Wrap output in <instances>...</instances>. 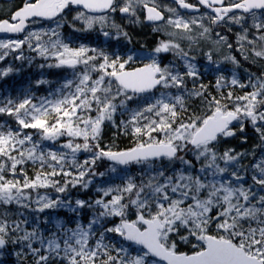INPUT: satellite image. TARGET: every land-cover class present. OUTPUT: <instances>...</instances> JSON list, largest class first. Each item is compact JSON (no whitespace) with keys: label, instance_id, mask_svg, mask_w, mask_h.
Segmentation results:
<instances>
[{"label":"snow or ice","instance_id":"snow-or-ice-1","mask_svg":"<svg viewBox=\"0 0 264 264\" xmlns=\"http://www.w3.org/2000/svg\"><path fill=\"white\" fill-rule=\"evenodd\" d=\"M197 2L212 13L207 16L211 24H239L240 42L247 40L255 44L259 40L261 50L253 51L255 56L264 57V0ZM176 3L181 8L199 11L197 5L185 0H176ZM73 6L77 13L73 20L82 21L89 30L97 23L103 27L108 20L107 15L90 14L117 10L138 19L137 10L141 9L148 21L165 20L155 0H123L122 5L117 0H24L7 19H0V33H25L23 39L0 40V50H3L0 61L10 51L27 45L40 57L56 61L41 64V68L84 66L74 92L58 99L45 97L33 103L26 96L21 100L0 101V113L14 117L19 125L16 131H0V205H16L41 213L46 209L65 208L77 217L85 208L92 213L87 225L76 223L75 227H69L56 221L54 230L45 235L41 225L48 223L47 220L38 217L29 220L24 212H20L19 218L9 219L8 211L0 212V254L13 245L20 249L15 253L17 258L23 262L31 257L32 264H264V144L258 146L261 155L251 165V184L246 179L249 169L239 163L245 154L234 149L218 150L223 140L236 135L234 122L241 132L245 122H250L264 142V77H256L254 82L250 78L248 84H243L233 74L231 85L251 86L252 91L242 96H234L229 91L217 98L210 93L206 95V85L195 83L200 77L193 62L195 57L172 40L161 41L149 54L150 62L139 67L130 66L138 58L132 53L126 57L118 54L110 57L103 50L85 45L72 47L58 30ZM167 11L176 14V18L169 17L166 23L183 33H190L193 26L202 29V36L211 30L204 26V16L186 20L175 8ZM258 11L261 17H257ZM249 14L251 27L260 33L251 40L247 35L249 29L244 27ZM41 20L53 21L56 27L31 31L30 25ZM112 27L116 32L104 31L105 37L118 39L122 35L131 40L119 25L113 23ZM216 35L217 44L233 47L227 42V36L219 32ZM161 53H172L183 70L176 63L161 66ZM206 56L215 63L211 52ZM16 59L31 61L33 58L20 52ZM225 60L234 65L239 63L235 56H227ZM12 71L9 67L0 71V76ZM92 72L98 73L95 79ZM188 80L193 81L191 89ZM224 82L225 77L221 75L216 88L220 89ZM72 85L69 81L65 87ZM155 89H176L177 94L161 92L146 106L130 110V119L121 124L126 129L131 126L136 137L134 146L120 151L102 148L100 138L105 122L115 125L118 109L127 108L129 101ZM191 96L206 102L204 114L183 115L188 111L186 98ZM23 129L39 130L41 140L52 142L69 137L61 146L69 151H45L31 134H22ZM81 152L91 155L79 160L77 154ZM190 155L192 159L188 158ZM251 155L256 157V153ZM105 158L113 162L112 172L117 170L115 165L137 164L145 166L148 175L139 182L128 177L123 186L99 188L100 195L94 200L72 201L39 194V189L51 188L61 194L67 193L70 187L87 189L91 180L85 177L104 176L96 173L94 166ZM29 161L39 165L31 177L23 168ZM109 218H118V222L108 226ZM109 233L130 242L129 246H140V250L133 255L110 240L105 243ZM180 243L190 244L191 250H180Z\"/></svg>","mask_w":264,"mask_h":264},{"label":"rangeland","instance_id":"rangeland-1","mask_svg":"<svg viewBox=\"0 0 264 264\" xmlns=\"http://www.w3.org/2000/svg\"><path fill=\"white\" fill-rule=\"evenodd\" d=\"M118 3L122 5L123 0H118ZM157 7L162 10L166 15V20L171 17L173 19L176 18V14L167 11L168 8H175L177 14L188 20L192 18H200L204 16L203 24L205 27H209L210 32L205 35H201L202 29L199 26H193V29L190 33H183L178 29H175L171 25L166 23L159 24L156 26L157 35L154 36L147 29L145 25V17L144 10H137V17H129L122 16L120 14L111 15L110 13L104 14L107 15L108 20L107 23L102 27L100 24H95L92 29H86L82 21H74L73 17L77 14L76 11L68 13L64 19L61 21L63 27L58 31L61 33V38L65 42H69L72 47H77L80 45H85L89 48H95L97 50H103L110 57L114 54H118L121 57H126L128 54L132 53L136 57H138L131 67H135L138 65H142L144 63L150 62L148 59L149 54L152 53V50L157 47L161 41L172 40L176 43H179L181 48L185 51H188L191 56L195 57L193 61L196 67L200 72V77L195 81L197 85L204 84L207 86V94H211L212 96H216L219 98L221 94L227 95L229 91L233 93L234 96H242L247 92L252 91L251 86L241 88L238 85H231L230 81L235 74L236 78L240 81V83L248 84L249 79L251 78L253 82L256 77H264V57L255 56L256 51L261 50L262 43L257 40L255 44H249L246 41L240 42L238 39V34L241 33V26L239 24H235L232 22L220 24H211L210 20L207 16L211 15L210 13L203 11L196 15L183 14L176 6L168 3L166 0H155ZM5 6H0V9L3 10ZM239 15V14H237ZM143 16V18H142ZM257 17H261V12L257 13ZM135 21V22H133ZM143 21V22H142ZM115 23L120 26V28L125 30L131 40L125 39L122 35L119 36L118 39L114 36L105 37L103 35L104 31H108L109 33H115L116 29L112 27V24ZM144 25V26H143ZM252 25V17L251 15L247 16V21L244 24V27L248 28L249 31L247 33L248 39H255L260 35L259 32L255 28L251 27ZM146 26V27H145ZM217 26V28H216ZM55 22H51L49 24H33L30 28L31 31H45L50 28H55ZM130 29L128 30V28ZM127 28V30H126ZM146 28V29H145ZM76 29H83L77 31ZM134 29V30H133ZM135 29L138 31H135ZM231 29V31H229ZM123 30V31H124ZM124 31V32H125ZM131 31V32H129ZM143 31V32H142ZM148 31V32H147ZM145 32V34H144ZM219 32L221 35L228 37V43H231L233 47L230 49L227 47L225 43L217 44L216 41L219 37L216 33ZM137 38H135V36ZM143 36V37H142ZM25 35L20 37H13L9 39H23ZM191 37V39H189ZM85 38V39H84ZM52 39H56V37H52ZM8 40V39H2ZM146 40V41H145ZM44 41H48V37H44ZM122 42V43H121ZM138 42V43H137ZM119 43V44H118ZM133 45H132V44ZM241 43L243 44V49H241ZM35 45V41H33ZM127 44V46H126ZM24 47V54L27 57L33 58L34 62H40L41 64H55L56 61L53 58L44 59L40 57L37 52H34L28 49L27 45ZM122 46V47H121ZM111 50V51H110ZM3 51V50H0ZM17 51V50H16ZM116 51V52H115ZM15 51H10V53ZM212 53V59L215 61H209L207 59L206 53ZM32 55H31V54ZM30 54V55H29ZM93 53H89L92 55ZM123 54V55H122ZM36 55V56H35ZM166 56V57H165ZM168 56V57H167ZM227 56H235L239 61L238 64L234 65L231 61L225 60ZM247 56V59H245ZM159 60L161 66L166 64L176 63L183 70L182 65L179 64V61L174 57L172 53H161L159 54ZM97 61L96 63H99ZM251 65V66H250ZM56 69L57 72H60V77L54 83L53 88L51 89V94L47 96L48 99L55 100L60 98L62 95H67L75 90V83L78 81L79 73L84 69L83 65L77 66L76 69L68 68V67H49ZM252 68V69H251ZM93 79L98 76V73H91ZM225 77V82L223 83L220 89L216 88V81L220 76ZM72 81V87H65L67 82ZM188 87L191 89L193 85L192 80H188ZM161 92H168L173 95L177 94L176 89H158V92L155 91L149 95H141L137 97L134 101H129L127 104V108L118 109L115 115V125L111 122H105L103 126V131L101 133L100 138V146L102 148H111L113 151H120L116 149V140L120 137H126L130 139V143L134 146L136 137L132 134L131 126H128L127 129L121 121H127L130 119L131 111L136 110L138 108H142L146 106L148 103H151L155 98H158L161 95ZM42 98H38L37 101H33V103H38ZM2 106V105H1ZM186 107L188 109L189 114L195 113L197 115H202L207 111V104L201 97L191 96L186 98ZM188 114V115H189ZM94 116L95 113L93 112ZM184 115V113H183ZM4 120L0 125V131L11 129L16 131L12 125H5L6 122H12L13 119L11 116L4 114ZM234 127L236 130V135L232 137H228L223 140L218 145V150L223 152L226 149H234L236 153H244L245 155L241 157L240 164L244 165L249 169V173L246 175L247 183L251 184V165L254 163L255 159L261 155V149L258 147L264 142L261 141L260 136L254 130L253 126L250 122H245L244 131H240L238 125ZM19 129V125L17 123V130ZM30 131V132H28ZM28 132V133H27ZM33 132V133H32ZM31 134L33 136V140L39 142L40 147L45 151H69L68 149H64L61 146L67 142L69 137H61L58 141L52 142L47 140H41L39 130L36 129H23L22 134ZM37 136V137H36ZM82 142V141H77ZM29 147L31 145H28ZM124 150V149H122ZM256 153V157H253L251 154ZM91 154L87 152H81L77 154L79 160H83L88 158ZM192 159L190 155L188 157ZM193 163H196L193 160ZM113 164H110L105 159L98 160L96 165L94 166V171L96 173H104V176H91L85 177V179H90L91 184L87 189H83L80 186L76 188H69L67 193H56L53 189H39L38 192L40 195H48L52 198L61 197L68 198L72 201L77 199H96L99 197L100 193L97 191L99 188H107L112 186H123L128 177L134 178L137 182H139L142 178H146L148 175V170L143 165L131 164L128 166H118L116 167V172L111 171V167ZM198 166V165H197ZM223 166V165H222ZM24 170L31 177L35 174L36 171L39 170L38 164H33L31 161L23 165ZM45 170H49L47 167ZM227 175V174H226ZM9 178L11 175L9 174ZM19 178V177H17ZM60 179V177H57ZM32 192V190H28ZM89 193V194H88ZM36 193L33 192V199H35ZM86 195L87 197H84ZM35 207V205H34ZM8 211L9 219L19 218L20 212H24L25 215L28 216L29 220H32L33 217H38L41 220H47L48 223L42 224L41 227L44 229V234L48 235L52 230H54V224L56 221H60L69 227H75L76 223H81L87 225L88 221L91 219L92 213L87 208L81 210V215L79 217L75 216L71 211L65 208L60 209H46L44 212H34L31 210H25L23 208H19L16 205H0V212ZM118 222V218H109L108 226H112L113 223ZM109 240L116 247H125L133 255L136 254L140 250V248L136 245L129 246V244L123 242L122 238L116 234H106L105 243H108ZM193 242H195L193 240ZM91 243V241H90ZM189 244L180 243V250L183 249L185 251V247ZM36 246V245H34ZM20 249L17 246L11 245L7 250L3 251L0 254V264H32L31 257H28L23 260V262L17 258L15 255ZM135 250V251H133ZM115 254V253H113Z\"/></svg>","mask_w":264,"mask_h":264},{"label":"trees","instance_id":"trees-1","mask_svg":"<svg viewBox=\"0 0 264 264\" xmlns=\"http://www.w3.org/2000/svg\"><path fill=\"white\" fill-rule=\"evenodd\" d=\"M24 47L15 52H9V55L6 56L4 60L0 61V71L6 70L9 67L13 68V71L7 76H0V101H5L8 98L21 100L26 96L32 98L33 101H37L40 97H47L51 94L54 83L61 76L59 74L60 72H57L54 68H49L47 66L43 68L39 67V65H41L40 62H33L32 59L31 61L16 59V56L19 55L20 52L24 54ZM24 56L27 57L25 54ZM41 80L45 81V83H39ZM188 114V111L184 113L185 116ZM12 118L15 119L14 117ZM2 121H5L4 113H0V125ZM5 125H12L14 129L17 130L16 120L6 122ZM115 143L117 145V150L127 149L133 146L130 143V139L126 137H120ZM84 197L87 196L84 195ZM10 246L11 245L8 247L10 248ZM190 250L191 245L189 244L185 247V251Z\"/></svg>","mask_w":264,"mask_h":264},{"label":"flooded vegetation","instance_id":"flooded-vegetation-1","mask_svg":"<svg viewBox=\"0 0 264 264\" xmlns=\"http://www.w3.org/2000/svg\"><path fill=\"white\" fill-rule=\"evenodd\" d=\"M23 1L24 0H0V6H5L3 10L0 9V19H7L11 15V13L13 11H15L17 8H19V7H21L23 5V3H24ZM166 1L168 3H170V4H172L173 6H176L178 8V4L176 3V0H170V1L169 0H166ZM117 2H118V0H117ZM185 2L186 3H191V4H194V5H197V7H200L201 8L200 9L201 12H203V11L206 10L203 7H201V6L198 5L197 0H185ZM80 10H83V9H80ZM74 11H76V9L73 6V10L70 11V12H74ZM70 12H68V13H70ZM110 14L111 15L120 14L122 16H127V14H123V13L119 12V10H117L115 13H110ZM229 15H232V14L230 13ZM144 17H145V13H144ZM51 22H53V21L41 20L38 24H41L42 23V24H45L46 25V24H49ZM32 25H30V28L32 27ZM145 25L147 26V29L152 33V35L153 34H154V36L157 35V32H156V26H157V24L156 25L155 24H148L145 21ZM216 28H217V26H216ZM23 35H25V33L22 34V35H20V36H23ZM13 37H14V35L3 36V37H0V40H2V39H9V38H13Z\"/></svg>","mask_w":264,"mask_h":264},{"label":"water","instance_id":"water-1","mask_svg":"<svg viewBox=\"0 0 264 264\" xmlns=\"http://www.w3.org/2000/svg\"><path fill=\"white\" fill-rule=\"evenodd\" d=\"M75 7V6H74ZM180 7V6H179ZM181 8V7H180ZM199 8V7H198ZM205 8V7H204ZM183 11H185V12H188V13H191V14H195V13H198L199 11H200V8H199V11H196V10H193V9H184V8H181ZM208 10V9H207ZM210 11V10H209ZM146 13V12H145ZM95 14H105V13H95ZM164 15V14H163ZM165 17V16H164ZM146 21H147V23H150V24H155V23H162L163 21H148L147 19H146ZM27 31V30H26ZM22 34H24V33H20V34H13V33H0V37L1 36H8V35H22ZM154 91V90H153ZM152 91V92H153ZM109 163H113L112 161H109V160H107ZM128 243H130V242H128Z\"/></svg>","mask_w":264,"mask_h":264},{"label":"bare ground","instance_id":"bare-ground-1","mask_svg":"<svg viewBox=\"0 0 264 264\" xmlns=\"http://www.w3.org/2000/svg\"><path fill=\"white\" fill-rule=\"evenodd\" d=\"M24 2V1H23ZM239 14V13H238ZM142 18H143V16H142ZM143 22V21H142ZM144 26V25H143ZM146 27V26H145ZM130 29V27L128 28V30ZM146 29V28H145ZM124 30V29H123ZM126 30H127V28H126ZM134 30V29H133ZM125 31V30H124ZM135 31H137L136 29H135ZM126 32V31H125ZM129 32H131V31H129ZM138 32V31H137ZM143 32V31H142ZM148 32V31H147ZM144 34H145V32H144ZM154 35V34H153ZM135 36V35H134ZM130 37V36H129ZM143 37V36H142ZM135 38H137L136 36H135ZM85 39V38H84ZM117 41H119V39L117 40ZM146 41V40H145ZM122 43V42H121ZM138 43V42H137ZM119 44V43H118ZM132 44V43H131ZM133 45V44H132ZM126 46H127V44H126ZM122 47V46H121ZM128 47V46H127ZM111 51V50H110ZM116 52V51H115ZM31 54V53H30ZM29 54V55H30ZM32 55V54H31ZM123 55V54H122ZM36 56V55H35ZM166 57V56H165ZM168 57V56H167ZM34 62V61H33ZM39 62V61H38ZM38 64V63H37ZM31 65V64H30ZM32 65H33V63H32ZM251 66V65H250ZM34 67V66H33ZM252 69V68H251ZM60 74V73H59ZM41 88V87H40ZM43 89V88H42ZM41 90V89H40ZM28 132H30V131H28ZM27 132V133H28ZM33 133V132H32ZM31 133V134H32ZM37 137V136H36ZM89 194V193H88ZM91 199V198H90Z\"/></svg>","mask_w":264,"mask_h":264}]
</instances>
